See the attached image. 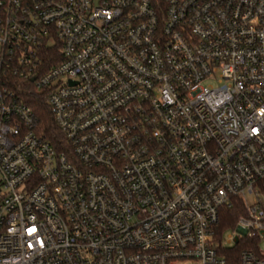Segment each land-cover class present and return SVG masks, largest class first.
<instances>
[{"label":"built area","instance_id":"2783aa9c","mask_svg":"<svg viewBox=\"0 0 264 264\" xmlns=\"http://www.w3.org/2000/svg\"><path fill=\"white\" fill-rule=\"evenodd\" d=\"M262 244L264 0H0V264H264Z\"/></svg>","mask_w":264,"mask_h":264},{"label":"trees","instance_id":"16d2710c","mask_svg":"<svg viewBox=\"0 0 264 264\" xmlns=\"http://www.w3.org/2000/svg\"><path fill=\"white\" fill-rule=\"evenodd\" d=\"M46 54L47 55H45V57L47 58V61H45V69L53 64V62H51L52 59L50 58L53 55H57V50H50ZM18 84L22 86L19 91L22 99L32 109L37 118L38 131L57 148H61L62 134L56 124L53 111L47 101L46 95L38 91L35 85L29 80H20V82L18 81ZM242 213L243 209L239 204L233 208L225 209L221 215V224L219 228L220 233H224L228 229L235 228L237 220ZM248 248L255 249L253 242L243 239L234 247L228 249L231 250V252H224L223 254L230 263H237L241 252Z\"/></svg>","mask_w":264,"mask_h":264},{"label":"rangeland","instance_id":"374dc122","mask_svg":"<svg viewBox=\"0 0 264 264\" xmlns=\"http://www.w3.org/2000/svg\"><path fill=\"white\" fill-rule=\"evenodd\" d=\"M249 202L250 203H253L254 202V197L252 196H249ZM234 229H228L224 232V236L227 237L228 235L230 234H233V231ZM262 250H264V244H262ZM184 264H192L191 262H187V263H184Z\"/></svg>","mask_w":264,"mask_h":264},{"label":"water","instance_id":"95a60500","mask_svg":"<svg viewBox=\"0 0 264 264\" xmlns=\"http://www.w3.org/2000/svg\"><path fill=\"white\" fill-rule=\"evenodd\" d=\"M32 81H34V79H32Z\"/></svg>","mask_w":264,"mask_h":264}]
</instances>
